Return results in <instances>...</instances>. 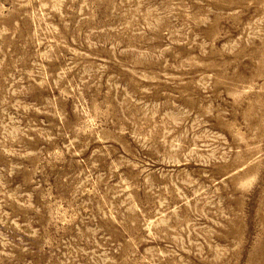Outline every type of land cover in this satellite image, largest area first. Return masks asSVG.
Segmentation results:
<instances>
[{
  "label": "rangeland",
  "instance_id": "1",
  "mask_svg": "<svg viewBox=\"0 0 264 264\" xmlns=\"http://www.w3.org/2000/svg\"><path fill=\"white\" fill-rule=\"evenodd\" d=\"M0 264H264V0H0Z\"/></svg>",
  "mask_w": 264,
  "mask_h": 264
}]
</instances>
